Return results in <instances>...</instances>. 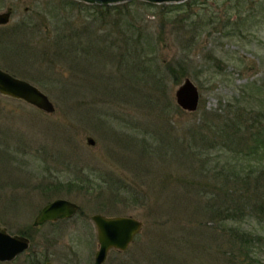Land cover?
I'll list each match as a JSON object with an SVG mask.
<instances>
[{
	"label": "rangeland",
	"instance_id": "rangeland-1",
	"mask_svg": "<svg viewBox=\"0 0 264 264\" xmlns=\"http://www.w3.org/2000/svg\"><path fill=\"white\" fill-rule=\"evenodd\" d=\"M236 1L133 0L115 10L0 0V12L12 8L0 25V68L38 86L55 107L45 112L0 94V224L30 240L0 264H27L34 253L52 264H94L95 213L142 221L128 248L109 250L102 264H237L230 225L261 236L252 256L264 264L263 221H208L196 194L219 185L228 152L246 145L230 141L232 131L219 136V124L237 104L257 105L246 96L264 80L263 13L236 14L264 0ZM185 77L199 91L194 111L175 102ZM200 130L217 145L203 153L205 168L195 147ZM196 180L202 185L192 188ZM56 198L79 211L34 225Z\"/></svg>",
	"mask_w": 264,
	"mask_h": 264
},
{
	"label": "trees",
	"instance_id": "trees-1",
	"mask_svg": "<svg viewBox=\"0 0 264 264\" xmlns=\"http://www.w3.org/2000/svg\"><path fill=\"white\" fill-rule=\"evenodd\" d=\"M132 1L133 0L111 5L110 7H101L113 8L116 10ZM190 1L186 0L177 4L162 3L159 5L178 6L189 3ZM254 1L255 0H252L250 3H254ZM237 2L243 3L242 5H244L247 3V0L236 1V3ZM144 3L153 5L147 2ZM251 5L248 6V10L236 12L239 19H241L243 13L248 12H254L255 14L262 12V17L264 18L263 4L257 7H254L253 4ZM236 6H238V4H236ZM213 19L215 20V17ZM216 24H213V27H216ZM226 24L228 23L226 22ZM61 53L62 52H59L60 55ZM251 90H253V92L246 97H249L252 101H257L255 103L257 105L246 101L245 103H250L248 109L245 106L242 107L240 104L236 105L238 108L236 111L229 109L231 113L225 115L224 124H219L221 130L218 134L219 136L228 135L229 132L232 131L228 139L230 141H235L236 139L238 143L247 141L246 145L240 146L239 149L233 151V154L232 152H228L231 156L227 158L226 168L223 166L218 170V176H223L219 185L213 184L209 187L208 184H205L203 187L204 190L196 193L200 197H205L203 206L199 208H204L203 210L205 211V215L208 216V221H233L235 223H241L245 222L247 217L254 216V218L264 223V80L253 82ZM253 111L255 115H251ZM219 126L216 129L217 131L219 130ZM240 131L242 132V136L238 138ZM197 135L199 139H195V147L198 152L197 155L202 159L201 164L205 168L209 160L203 158V153L207 154L208 150L212 151L211 149L217 147V145L212 138L207 139L203 131L200 130ZM143 138H141V140H143ZM209 143L211 145H209ZM218 151H225V149L223 147L222 150L221 147H218ZM212 180H215L214 176H212ZM195 183L202 185L198 180L189 181L192 188L195 187ZM250 199L252 201L251 204H249ZM226 231L230 233L231 245L233 243L232 247L234 249L232 255L237 259L235 261L239 260L237 264H258L259 260L254 259L252 253L256 251L261 236L257 235L258 238L256 240H251L249 236L240 232L239 228L233 225L225 226L224 232ZM22 234L24 233L22 232Z\"/></svg>",
	"mask_w": 264,
	"mask_h": 264
},
{
	"label": "water",
	"instance_id": "water-1",
	"mask_svg": "<svg viewBox=\"0 0 264 264\" xmlns=\"http://www.w3.org/2000/svg\"><path fill=\"white\" fill-rule=\"evenodd\" d=\"M89 3L99 4L119 3L130 0H83ZM153 4L180 3L185 0H142ZM11 8L0 12V25L6 24L10 19ZM0 94L22 100L45 112H53L55 107L47 95L36 85L19 78L0 68ZM175 102L182 109L194 111L198 106L199 91L190 78L185 77L183 82L174 92ZM89 144H93L91 137L87 138ZM79 211V205L65 198H56L44 205L34 218V225H40L45 221L67 219ZM98 241V249L94 255V264H102L111 249L124 251L133 241L136 234L142 228V221L132 216H105L95 213L90 216ZM30 240L19 234H10L0 224V260H12L18 254L28 249Z\"/></svg>",
	"mask_w": 264,
	"mask_h": 264
},
{
	"label": "flooded vegetation",
	"instance_id": "flooded-vegetation-1",
	"mask_svg": "<svg viewBox=\"0 0 264 264\" xmlns=\"http://www.w3.org/2000/svg\"><path fill=\"white\" fill-rule=\"evenodd\" d=\"M68 2H70L71 4H74V5H79V6H82V7H87V8H94V7H97L98 4L97 3H85V2H82V1H78V0H68ZM59 5V4H58ZM60 6V5H59ZM8 8H11V7H8ZM11 13H12V8H11ZM11 15V14H10ZM46 205V204H45ZM68 219V218H67ZM61 220H65V219H58V220H55V221H45L43 222L42 224L46 223V222H57V221H61ZM41 225V224H40ZM37 226V225H36ZM24 252V251H23ZM21 252V253H23ZM20 253V254H21ZM18 254V255H20ZM17 255V256H18ZM32 256L27 259V264H52V262L50 260H48L47 257L44 256V254H40V253H34V254H31ZM16 256V257H17ZM15 257V258H16ZM41 257V258H40ZM14 258V259H15ZM14 259L12 260H5V261H1L0 260V263H6V262H12ZM31 261V263H30ZM42 261L44 263H42Z\"/></svg>",
	"mask_w": 264,
	"mask_h": 264
},
{
	"label": "bare ground",
	"instance_id": "bare-ground-1",
	"mask_svg": "<svg viewBox=\"0 0 264 264\" xmlns=\"http://www.w3.org/2000/svg\"><path fill=\"white\" fill-rule=\"evenodd\" d=\"M38 87V86H37ZM39 88V87H38ZM40 89V88H39ZM41 90V89H40ZM42 91V90H41ZM43 92V91H42ZM43 93H45V92H43ZM46 94V93H45ZM2 95V94H1ZM5 96V95H4ZM7 97H9V96H7ZM48 97V96H47ZM12 98V97H11ZM15 99V98H14ZM17 100H19V99H17ZM31 105V104H30ZM33 106V105H32ZM35 107V106H34ZM37 108V107H36ZM41 110V109H40Z\"/></svg>",
	"mask_w": 264,
	"mask_h": 264
}]
</instances>
